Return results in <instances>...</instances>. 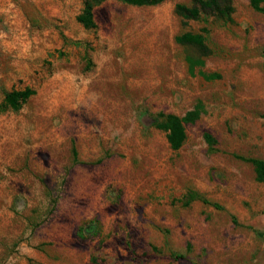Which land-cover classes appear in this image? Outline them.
I'll list each match as a JSON object with an SVG mask.
<instances>
[{
	"label": "rangeland",
	"instance_id": "rangeland-1",
	"mask_svg": "<svg viewBox=\"0 0 264 264\" xmlns=\"http://www.w3.org/2000/svg\"><path fill=\"white\" fill-rule=\"evenodd\" d=\"M192 3L105 0L88 29L84 0H0V102L34 92L0 114V264H264V13ZM195 107L173 150L158 125Z\"/></svg>",
	"mask_w": 264,
	"mask_h": 264
},
{
	"label": "trees",
	"instance_id": "trees-1",
	"mask_svg": "<svg viewBox=\"0 0 264 264\" xmlns=\"http://www.w3.org/2000/svg\"><path fill=\"white\" fill-rule=\"evenodd\" d=\"M105 0H84V6L82 13L78 16V22L85 28L92 29L95 27L93 21L92 11L93 8ZM123 4L131 6H155L162 3L164 0H118ZM251 7L264 13V0H250ZM175 12L184 21L196 20L200 15L213 16L223 18L224 16H230L232 12L231 0H193L190 7L178 4L175 7ZM175 41L182 46H193L200 50H205L204 38L201 34H192L190 32L183 33L175 38ZM185 61L188 65L189 71H192L195 67H202L203 61L199 58H193L187 56ZM205 80H213L218 78L217 75H204L200 74ZM34 92L30 89L19 91L7 92L2 102H0V114L7 110H17L19 105L25 102L31 97ZM199 116V107H195L193 110L188 111L182 118L169 115L165 118L164 122L160 125L162 129L168 131L167 141L173 150H177L184 141L185 135L183 130V124L193 123ZM264 117V115H263ZM206 141L210 142L208 134L205 135ZM254 166L256 173V180L264 183V162L262 160L251 159L248 160ZM203 203L211 204L214 208L220 209V206L216 203H210L203 199ZM185 255H178L177 258H184Z\"/></svg>",
	"mask_w": 264,
	"mask_h": 264
},
{
	"label": "crops",
	"instance_id": "crops-1",
	"mask_svg": "<svg viewBox=\"0 0 264 264\" xmlns=\"http://www.w3.org/2000/svg\"><path fill=\"white\" fill-rule=\"evenodd\" d=\"M159 55V57L161 56L160 54H158Z\"/></svg>",
	"mask_w": 264,
	"mask_h": 264
}]
</instances>
